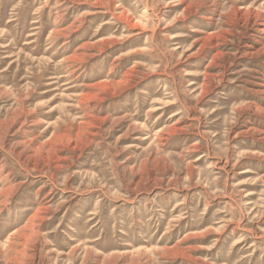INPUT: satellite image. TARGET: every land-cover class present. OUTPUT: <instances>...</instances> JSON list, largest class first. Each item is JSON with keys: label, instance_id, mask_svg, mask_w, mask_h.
I'll return each mask as SVG.
<instances>
[{"label": "rangeland", "instance_id": "rangeland-1", "mask_svg": "<svg viewBox=\"0 0 264 264\" xmlns=\"http://www.w3.org/2000/svg\"><path fill=\"white\" fill-rule=\"evenodd\" d=\"M0 264H264V0H0Z\"/></svg>", "mask_w": 264, "mask_h": 264}]
</instances>
